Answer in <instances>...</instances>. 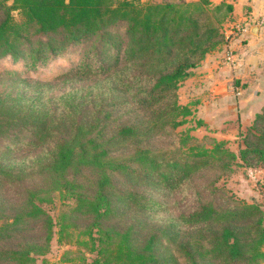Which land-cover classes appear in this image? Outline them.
<instances>
[{"label":"trees","instance_id":"16d2710c","mask_svg":"<svg viewBox=\"0 0 264 264\" xmlns=\"http://www.w3.org/2000/svg\"><path fill=\"white\" fill-rule=\"evenodd\" d=\"M222 22L208 0L0 1V60L36 69L91 42L99 63L0 92V264H48L64 240L81 264H264L262 205L217 186L264 168V107L238 153L176 132L192 113L179 90L226 42ZM56 81L72 86L47 94ZM56 192L75 203L57 216Z\"/></svg>","mask_w":264,"mask_h":264},{"label":"rangeland","instance_id":"374dc122","mask_svg":"<svg viewBox=\"0 0 264 264\" xmlns=\"http://www.w3.org/2000/svg\"><path fill=\"white\" fill-rule=\"evenodd\" d=\"M1 1V0H0ZM167 2V1H164ZM10 3V2H9ZM214 18H223L224 12L216 11L210 6ZM16 15V12H14ZM264 17V13L256 16L255 20L250 22V25L257 28H264V23L261 22V18ZM226 18V17H225ZM225 21L220 25L222 32L225 35L227 28L224 27ZM230 28L228 27V30ZM236 31V27L232 28ZM226 36V35H225ZM94 51L91 48V42H85L80 45L72 46L67 48L61 54L55 56L49 60L46 65L39 66L33 69L29 66H25L23 62L13 65L10 58L0 60V92L3 90L12 91L17 89H26L27 86L24 80H40L42 82L51 81L54 78H58L60 75L70 71L72 68H76L80 63L87 59V56H91V64L93 69L99 68V63L94 58ZM255 54V53H254ZM16 70L20 74L16 76H10L6 74L7 71ZM80 85V84H78ZM184 83L179 90V102L181 105L187 106L190 110L197 108L194 99L198 98L201 94L197 93L198 88H193L188 91V88H183ZM241 84H239L240 86ZM52 88L45 87L47 94L60 93L65 89H69L72 84L64 86L62 81H56ZM194 93L195 96H191ZM236 113L230 114L231 117L226 119L218 118V115H213L207 119V117L201 116L200 112L191 113L187 117V123L179 127L176 132H188L192 137L195 138L194 143H200L207 147H211L213 140L226 142V147L231 151L238 153L243 146V135L248 131L252 125L255 113L252 118H247L243 112L246 109V104L236 102ZM264 105L260 108V111ZM259 111V112H260ZM250 113V112H249ZM246 112V115L249 114ZM226 117V116H225ZM250 119V120H249ZM9 140H3L0 142V149L8 143ZM217 186L224 190V199L228 201H244L247 203L256 202L262 205L264 209V168H243L241 166H235L233 172L224 175L218 182ZM148 192L153 193L150 188ZM189 194V192L184 193ZM155 195V193H153ZM185 196V195H184ZM156 197V195H155ZM158 199V198H157ZM172 199L163 200V202H171ZM222 200H220L221 202ZM74 200L63 199L58 192L53 194V201L49 204L52 213L57 216L61 213L69 212L74 206ZM192 203L185 201L184 206L189 207ZM156 213L165 215L166 210L163 207H156ZM78 247L73 242H62L55 241L51 252L47 256L48 264H81L79 259H75L77 255Z\"/></svg>","mask_w":264,"mask_h":264},{"label":"crops","instance_id":"0c3cea01","mask_svg":"<svg viewBox=\"0 0 264 264\" xmlns=\"http://www.w3.org/2000/svg\"><path fill=\"white\" fill-rule=\"evenodd\" d=\"M142 3H156L177 0H139ZM198 1V0H187ZM210 6H228L224 27L226 42L211 51L183 82L188 91L198 88V98L194 99L204 118L218 115L226 119L236 113V102L246 104L243 110L247 118H252L264 105V28L256 33L251 30L250 22L264 13V0H208ZM226 17V18H225ZM245 28L237 31V27ZM228 27L230 28L228 30ZM236 27V31L232 28ZM231 50L236 56L234 64L225 61V54ZM255 53V54H254ZM241 84L240 86L237 84ZM191 96H195L194 93ZM246 112H250L246 115ZM226 116V117H225ZM250 120V119H249Z\"/></svg>","mask_w":264,"mask_h":264},{"label":"built area","instance_id":"2783aa9c","mask_svg":"<svg viewBox=\"0 0 264 264\" xmlns=\"http://www.w3.org/2000/svg\"><path fill=\"white\" fill-rule=\"evenodd\" d=\"M261 22L264 23V17L261 18ZM244 29L240 26L237 27V31H243ZM225 61L228 64H234L236 62V56L230 49L225 54Z\"/></svg>","mask_w":264,"mask_h":264},{"label":"water","instance_id":"95a60500","mask_svg":"<svg viewBox=\"0 0 264 264\" xmlns=\"http://www.w3.org/2000/svg\"><path fill=\"white\" fill-rule=\"evenodd\" d=\"M257 30H258V28H257V27H253L251 31H252L253 33H256V32H257Z\"/></svg>","mask_w":264,"mask_h":264}]
</instances>
